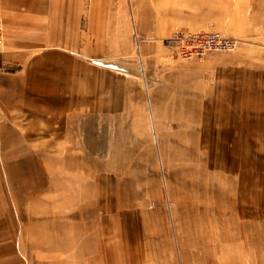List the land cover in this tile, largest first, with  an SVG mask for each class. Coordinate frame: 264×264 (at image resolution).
Here are the masks:
<instances>
[{
	"label": "rangeland",
	"instance_id": "obj_1",
	"mask_svg": "<svg viewBox=\"0 0 264 264\" xmlns=\"http://www.w3.org/2000/svg\"><path fill=\"white\" fill-rule=\"evenodd\" d=\"M48 1L67 14L81 13L82 29L61 33L69 45L45 51L76 59L80 88L91 81L97 94L87 99V112L73 111L81 115L72 126L83 144L64 138L62 145L56 139L47 144L43 135L61 131L62 113L55 130L40 127L37 145H25L30 157L22 160L24 167L43 168L39 186L51 172H71L74 163L71 174L80 179L75 183L84 189L87 181L93 190L90 201L103 217L104 241L119 264L133 258L136 264H235L239 257L264 264V0ZM201 35H220L236 48L184 56L165 43ZM6 39L4 22L0 53ZM80 95L85 92L77 95L82 100ZM61 146L90 157L56 159ZM14 162L6 161L9 168ZM85 167L88 175L80 169ZM64 176L63 186L69 178ZM25 189L11 195L20 211L28 206ZM225 214L242 227L246 256L221 251L238 246L234 239L215 241L219 249L211 261L201 246H183L192 240L188 229L196 226L195 217L218 223Z\"/></svg>",
	"mask_w": 264,
	"mask_h": 264
},
{
	"label": "crops",
	"instance_id": "obj_2",
	"mask_svg": "<svg viewBox=\"0 0 264 264\" xmlns=\"http://www.w3.org/2000/svg\"><path fill=\"white\" fill-rule=\"evenodd\" d=\"M0 1L7 35L6 48L0 53V264H119L104 241L103 217L96 215L98 205L90 201L93 190L87 181L84 189H78V174H71L77 169L75 164L69 163L73 167L66 174L51 172L50 179H45L49 185L43 179L39 186L43 168L28 170L22 162L30 157L25 145H37L35 135L40 127L55 130V119L62 113L66 117L58 127L61 131L43 135L47 144L56 139L62 145L63 138L65 143L83 144L82 135L77 133L80 130L75 132L72 126L81 115L73 111L87 112L84 105L89 96L97 94V87L90 81L84 90L80 88L78 80L82 78L78 79L80 65L76 59L45 51L69 45L61 33L80 32L82 15L77 10L67 14L48 0L47 4L40 0ZM24 49L37 52L28 55ZM82 91L85 95L79 100L77 95ZM75 105L78 110H73ZM24 119H29L26 126ZM79 153L61 146L56 159L90 157L87 152ZM8 159L15 160L10 168ZM80 169L88 175L87 167ZM64 175L69 178L63 186L60 179ZM2 181L5 184L1 186ZM25 187L28 206L20 211L11 195ZM59 188L62 192L55 193ZM84 192H90V196H79ZM53 193L54 197L50 195ZM100 222L102 226L98 227ZM129 264H136V259Z\"/></svg>",
	"mask_w": 264,
	"mask_h": 264
},
{
	"label": "bare ground",
	"instance_id": "obj_3",
	"mask_svg": "<svg viewBox=\"0 0 264 264\" xmlns=\"http://www.w3.org/2000/svg\"><path fill=\"white\" fill-rule=\"evenodd\" d=\"M227 214L221 216L219 218V220H218V223L215 222V221H214L215 223H212L211 221L195 217L196 219L193 220V221H196V226L193 229H188V231L191 234L192 240L189 239L190 240L189 241L187 239V241L183 242V246L184 247H191L193 249L198 248V247L201 246L202 249H203V251L202 250L201 251L206 254L205 260L208 261V260H210L211 255H213L214 252H216V250L219 249V248L216 249V247H215L216 245L214 243L215 241H219V240L224 241L225 240V242H221V243H224V244L227 243L228 244V243H231L233 241V239H234V240L239 241V245L238 246H235V247H229V246L228 247H224L221 251L225 252L227 254V256L231 255L232 253L234 255H237V256L240 255L241 257H242V255L246 256V254H247L246 253V249H244V247L242 245L243 243L242 244L240 243V240L244 238L243 237L244 235H242V234H245V233H242L244 231H242V229H241L242 227L238 224L237 218L235 219V217L233 218L232 216L227 217ZM213 227H216L215 230L218 229L217 230L218 234L215 233V235H216L215 237L213 236L214 234L212 233ZM183 232H187V230L186 231L183 230ZM182 236L183 237H182L181 240H184V234ZM186 236H188V235H186ZM188 238H190V237H188ZM219 243H220V241H219ZM251 246L253 248V252L252 253L257 255L258 254V250H259L258 249L259 246H258L257 240H255V239L251 240ZM184 249H186V248H184ZM233 258H235V257H233ZM244 258L245 259H243V258L241 259L239 257V259H238L239 261H236L234 259L235 261L233 260L232 262H235V264H236V262H239V264H253L254 263V260H252V258L251 259H249L247 257H244ZM226 262H227V260H226ZM204 264H205V262H204Z\"/></svg>",
	"mask_w": 264,
	"mask_h": 264
},
{
	"label": "built area",
	"instance_id": "obj_4",
	"mask_svg": "<svg viewBox=\"0 0 264 264\" xmlns=\"http://www.w3.org/2000/svg\"><path fill=\"white\" fill-rule=\"evenodd\" d=\"M4 21L0 15V47L4 42ZM166 45L172 48H180L182 55L200 54L204 55L207 52H224L231 51L236 48V43L230 40L223 39L220 35L213 36H196L190 39V42H186L180 37H172L165 41ZM192 50H200V52H193Z\"/></svg>",
	"mask_w": 264,
	"mask_h": 264
}]
</instances>
